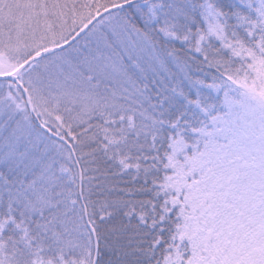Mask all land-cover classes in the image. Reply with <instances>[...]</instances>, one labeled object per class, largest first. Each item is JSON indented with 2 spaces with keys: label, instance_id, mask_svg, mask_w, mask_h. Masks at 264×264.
Segmentation results:
<instances>
[{
  "label": "snow or ice",
  "instance_id": "obj_1",
  "mask_svg": "<svg viewBox=\"0 0 264 264\" xmlns=\"http://www.w3.org/2000/svg\"><path fill=\"white\" fill-rule=\"evenodd\" d=\"M0 264H264V0H0Z\"/></svg>",
  "mask_w": 264,
  "mask_h": 264
}]
</instances>
